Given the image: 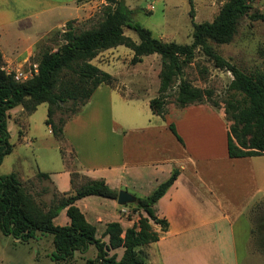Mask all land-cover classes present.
I'll return each instance as SVG.
<instances>
[{"label":"crops","instance_id":"1","mask_svg":"<svg viewBox=\"0 0 264 264\" xmlns=\"http://www.w3.org/2000/svg\"><path fill=\"white\" fill-rule=\"evenodd\" d=\"M103 4L104 0H0V51L5 68L28 70L36 64L30 57L44 34L68 20L90 18ZM148 68H143L141 82L148 78ZM127 77V82L118 78L120 89L100 84L65 123V144L74 153L78 173L103 178L117 191L145 197L177 168V178L154 205L158 216L169 222L168 230L155 242L167 248L160 252L161 264H212L216 253L221 264L243 263L253 235L245 214L264 198V154L230 158L223 110L201 103L168 109L161 117L140 104L144 90L129 94L132 84H141L131 73ZM149 100L145 105L149 106ZM10 112L20 115L22 108ZM170 123L181 140L169 129ZM93 141L104 145L97 148ZM49 176L59 192L71 189L65 164ZM96 197L88 195L75 202L96 227L118 221L125 230L137 220L127 213L130 207L118 209L116 199ZM95 203L106 209L91 208ZM257 224L264 232V219ZM153 228L160 229L154 223Z\"/></svg>","mask_w":264,"mask_h":264},{"label":"trees","instance_id":"2","mask_svg":"<svg viewBox=\"0 0 264 264\" xmlns=\"http://www.w3.org/2000/svg\"><path fill=\"white\" fill-rule=\"evenodd\" d=\"M254 0H226L210 21L195 22L193 8L192 42L182 44L162 40L152 32L130 20L131 9L124 0H104L99 11L83 23L89 27L78 29V21L71 19L52 33L58 43L51 48L39 41L36 45L37 71L26 80H16L14 71H8L0 51V163L12 151L9 142L8 119L10 111L21 107L22 112L14 118L21 137L25 130L21 124L40 103H47L46 125L59 143L65 142L64 125L87 103L100 84L114 86L116 78L92 62L101 51L123 45L132 51L130 62L136 64L142 57L158 54L161 68L158 73V93L149 100V107L156 115L168 113V98L173 95L177 108L207 103L220 108L209 87L193 85L181 78L174 93L172 88L184 68L202 52L213 65L232 74V79L222 99L227 122V154L239 158L264 154V67L246 71L214 48L213 43L232 41L243 16L250 21H264V11L253 9ZM124 27L134 30L138 41L124 33ZM42 40V39H41ZM55 118V115H57ZM169 129L181 140L173 123ZM61 158L68 168L65 151L59 145ZM73 152V151H71ZM74 155V153H73ZM75 159V156H74ZM70 171L71 189L53 193L49 203L38 202L26 190L17 172L0 175V230L20 242H28L38 235H51L54 250L52 260H68L76 252L84 254L94 246L96 256L86 258V264H146L147 253L142 246L156 242L168 230L169 222L159 217L154 208L179 174L174 168L170 176L161 182L149 195L137 197L134 212L143 211L137 220L125 230L118 221L105 224L100 237L97 227L89 222L75 202L85 196L95 195L116 199L118 191L111 188L103 178H89ZM37 177L50 182L49 173L39 171ZM65 209L68 223L54 224V218ZM159 225V231L153 228ZM107 237V241L103 240ZM122 248L121 257L110 250Z\"/></svg>","mask_w":264,"mask_h":264},{"label":"rangeland","instance_id":"3","mask_svg":"<svg viewBox=\"0 0 264 264\" xmlns=\"http://www.w3.org/2000/svg\"><path fill=\"white\" fill-rule=\"evenodd\" d=\"M226 0H124L125 4L131 9L130 20L132 23H138L148 28L153 36L167 41H176L182 44L192 42V18L190 10L193 8L195 22L210 21L217 14L220 6ZM152 5L153 8H149ZM253 9L264 11V1L254 0ZM99 11V10H98ZM97 11V12H98ZM95 12V14L97 13ZM78 21L76 28L83 29L89 27L91 23H83ZM124 33L133 40L138 41L136 32L128 27H124ZM42 39V40H41ZM39 41H43L44 45L51 48L56 47L58 36L52 31L44 34ZM214 48L224 58L238 65L246 71L254 69H262L264 67V21H250L247 16H243L237 32L229 43L216 44ZM35 51L30 57L33 62L35 59ZM132 57L131 49L119 45L100 52L96 58L92 60L100 69L115 75L117 77L114 86L121 87L118 78L127 82V76L131 73L134 79L137 78L138 84H132L129 94L133 95L142 92V102L146 110L149 109L145 100L153 98L158 93L159 78L158 73L161 68V58L158 54H150L142 57V61L136 65L130 62ZM99 61V62H98ZM148 65V78L141 82L143 68ZM152 67V68H151ZM145 72V71H144ZM141 78V79H138ZM181 78L189 80L193 85L199 87H209L213 90V98L219 102L220 108L223 110L222 99L225 96L227 87L232 79V74L225 70L217 68L211 61L207 59L202 52H197L195 59L184 68L181 76H179L173 85L172 93H174L177 83ZM132 80V79H131ZM134 83H136L134 81ZM142 83L144 87L141 88ZM135 85V86H134ZM122 88V87H121ZM120 89V88H119ZM167 108H177L173 103V95L168 98ZM114 112L117 111V105L114 104ZM19 110V108H18ZM13 116L8 119V130L10 133L9 142L13 145L12 151L6 154L0 163V175L8 174L12 171L17 172L18 177L26 190L30 192L38 202L49 203L53 193L58 192L54 184L48 180H42L37 177V172L43 171L47 173H55L63 168V160L59 151V145L65 151L68 169L77 170L73 152H71L65 142L59 143L52 135L50 128L45 123L47 117V103H40L36 110L22 121V130L24 134L19 137V126L14 122V118L19 116L17 113L10 112ZM58 114L55 115L57 118ZM225 116V115H224ZM97 148H102L103 143L93 141ZM103 147V149H105ZM119 191V190H118ZM96 198H99L97 196ZM109 201V200H107ZM135 203L126 205H117L128 208L127 213L134 214L138 218L140 213L138 210L134 212ZM91 208L106 209L101 203L90 205ZM249 216L251 220L253 235L251 247L247 251V256L241 264H264V232L258 226V220L264 219V198L259 199L255 206H251L247 210L245 216ZM68 221L65 209H62L54 218V224L64 225ZM88 221H93L88 216ZM97 236L100 237L104 230V226L97 225ZM261 232V233H260ZM167 248L155 242L142 246V250L147 253L146 264H161L160 252ZM54 250L51 235H38L37 238L28 242H20L10 235H4L0 230V264H86V258H94L96 249L90 246L89 250L84 254L76 252L75 255L68 260L55 261L49 256ZM117 258L121 257V248L117 249ZM115 250H110L109 255ZM150 256V258H149ZM212 264H221L217 253L213 255ZM157 259V260H156Z\"/></svg>","mask_w":264,"mask_h":264},{"label":"water","instance_id":"4","mask_svg":"<svg viewBox=\"0 0 264 264\" xmlns=\"http://www.w3.org/2000/svg\"><path fill=\"white\" fill-rule=\"evenodd\" d=\"M136 200H137V197L129 193L128 191L123 190V189L118 191L116 201L119 205H126L129 203H134L136 202Z\"/></svg>","mask_w":264,"mask_h":264},{"label":"built area","instance_id":"5","mask_svg":"<svg viewBox=\"0 0 264 264\" xmlns=\"http://www.w3.org/2000/svg\"><path fill=\"white\" fill-rule=\"evenodd\" d=\"M149 8H153L152 5L149 6ZM9 71V70H8ZM37 69H36V64H34L31 68H29L28 70H18V71H14V78L16 80H26L28 79L29 77H31L33 75L34 72H36Z\"/></svg>","mask_w":264,"mask_h":264}]
</instances>
